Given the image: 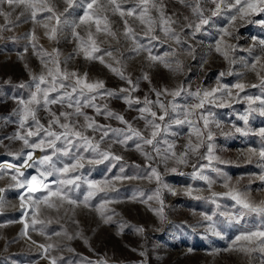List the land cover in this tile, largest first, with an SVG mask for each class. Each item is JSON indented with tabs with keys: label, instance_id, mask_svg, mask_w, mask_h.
I'll return each instance as SVG.
<instances>
[{
	"label": "rangeland",
	"instance_id": "rangeland-1",
	"mask_svg": "<svg viewBox=\"0 0 264 264\" xmlns=\"http://www.w3.org/2000/svg\"><path fill=\"white\" fill-rule=\"evenodd\" d=\"M89 2L76 0L73 7L64 12V0H49L58 15L63 13L59 25L55 20H47V12H38L34 22L30 13L25 11L24 16L17 20L22 7L12 13L11 22L0 16V189H3L0 191V264H51L52 257L56 258L57 264H264V252L260 251L264 241L258 238L253 243L236 241V237L243 233L264 231V214L248 212L229 196L220 195L214 198L215 202L211 196L212 192L226 193L228 189L224 184L230 180L229 187L245 193L250 201L258 203L264 200V181L258 179L264 174V160L258 156H252L251 162L248 160L249 149L258 152L264 148V137L259 135L264 129V115L260 114L264 107L261 103L264 101V83L261 81L264 77V44L260 43L264 41V12H254L243 20L237 18L230 26L229 15L235 11L233 9L211 16L207 24L194 32L188 25L199 23V17L192 8L199 4L204 16L209 17V9L214 5L209 0H185L184 4L179 0H163L166 16L176 21L172 24L174 32L166 36L157 24L155 31L146 35L147 25L136 19L143 7L138 0H117L123 10L135 9L132 17L113 13L107 0H98V5L106 8L104 12L97 11L98 5L88 9ZM4 10L8 11L7 5H4ZM85 11L94 17H107L106 22L101 19L100 32L96 31L94 23L74 28ZM149 15L158 19L159 13L150 8ZM125 19L128 27L134 30V37L126 34ZM43 23L48 27L45 28ZM105 24L115 35L105 31ZM53 27L57 29L55 39L50 38ZM224 28H228L231 34L224 35L221 42V30ZM33 32L35 40L31 38ZM153 35L158 39H152ZM173 36H178L179 42ZM218 42H221L222 51L227 52V57L215 50ZM93 46L99 51L93 52ZM149 50L152 56L164 57L170 67L152 61ZM107 52L112 55H106ZM86 53L93 57L103 56L104 63L87 58ZM55 59L59 61L61 72H75L80 77L87 74V82L103 81L104 88L94 93L85 90L83 96L73 93V108L67 107V97L64 104H50L48 108L57 115L72 113L79 100L81 111L95 124L103 126L96 131L85 130L87 136L94 137V142L100 141L104 129L123 130L120 135L109 131L100 145L102 150H110L123 159L109 158L100 163H88L99 159L91 149L80 143L69 146L63 139L58 141V148L69 147L71 151L67 156L62 151L53 156L56 168L75 163L79 157H83L84 167L66 175L54 173L44 179V183L55 190L57 181L80 177L74 185L65 188L78 202L76 205L50 197L49 202L54 206L49 207L36 203L47 195L46 189L30 192L28 184L24 187L17 185L30 181L33 176L38 181L42 179L39 171H47L50 166L40 165L39 161L44 155H51L53 150L29 149L13 137L18 133L25 134L19 128L21 106L18 101L28 100L35 91L37 80L33 77L44 74L46 83L41 87H51L52 77L47 76L51 69L56 76L55 83L59 85L62 77L55 72L56 65L52 62ZM253 64L256 65L255 70L252 69ZM113 68L133 83L121 79ZM145 74L147 80L143 79ZM73 82L72 77L64 81L66 85ZM236 83H243L246 87L240 91L233 87ZM133 85L137 90L131 91ZM223 86L232 92L231 96L223 92L216 94L223 100V106L221 99L212 104L205 102L203 108L192 110L188 116L193 121L191 126L187 122L169 124L170 120L184 119L185 112L198 102L196 97L187 94L189 91ZM181 87L185 91L175 98L166 93L159 97L156 95V91L168 89L171 92ZM121 89L129 91L121 92ZM66 90L71 92V87ZM63 91L50 92L49 96H58ZM108 92L115 95H107ZM93 95L95 99L91 100ZM125 97L141 102H133L130 106ZM145 97L153 102L159 100L168 108L169 114L164 121H156L161 124V132L157 137L159 143L154 141V144L160 148L161 155L156 154L152 145H143L135 137L126 145L120 144L118 141L123 139V135L129 134L127 126L107 115L111 111L123 116L148 136L150 130L146 129L147 122L143 117L152 118L138 111L145 106ZM249 97L255 102L249 104ZM174 104L177 106L175 112L172 111ZM151 108L158 116L163 114L158 104L153 103ZM201 114L209 120L208 129L203 128ZM37 116L47 127L51 119L49 111L41 106L37 109ZM245 116L247 123L242 119ZM69 119L76 123L77 128L86 123L83 116L73 115ZM29 126L35 130L31 119L26 128ZM193 128H200L204 133L210 130L213 139L209 141L206 135L202 137L203 145L195 153H189L188 163L177 164L175 157L165 152L167 145L164 141L174 143V151L180 155L187 150L189 139L197 142ZM235 128H242L244 132H236ZM41 138H45L43 133L29 140L38 142ZM136 143H141L144 152L149 153L152 159L138 151ZM209 144L214 155L226 163H210L206 159ZM22 149L24 154L17 156ZM29 152L32 153L31 160L27 158ZM163 155L170 158L165 161ZM204 165L210 166L202 167ZM173 167L177 168L176 172L170 171ZM151 168L157 169L163 184L175 190L174 195L154 178L148 179ZM213 168L219 171H213ZM196 173L209 177L213 181L211 186ZM14 176L15 180L12 179ZM116 177L124 179L117 180ZM103 180L112 181L113 186L105 192H97L85 206L84 197L90 190L86 182ZM158 188L163 205L155 198ZM186 189H192V196L185 194ZM150 196L153 198L148 199ZM160 209L162 216L158 212ZM33 217L39 222L33 224ZM49 244L53 247L46 253L39 247ZM241 245L255 250L241 251Z\"/></svg>",
	"mask_w": 264,
	"mask_h": 264
},
{
	"label": "snow or ice",
	"instance_id": "snow-or-ice-1",
	"mask_svg": "<svg viewBox=\"0 0 264 264\" xmlns=\"http://www.w3.org/2000/svg\"><path fill=\"white\" fill-rule=\"evenodd\" d=\"M180 3L184 4L185 0H179ZM209 2L214 5V8L209 9L210 16L205 17L203 14V10L200 8L199 4H197L195 7L192 8V11L196 13L199 17V23L193 25L189 24L188 27H192L194 29V32L199 31L201 26L204 24H207L209 22V19L211 16H218L225 13L230 12L231 10H235L231 15H229V21L230 26L234 24V22L237 20V18L243 20L246 16L251 15L254 12H264V0H209ZM64 3L66 4V7L64 8V12H67L70 8L73 7V5L76 3V0H64ZM138 3L142 5V9L140 13L136 16V19L139 20L141 24L147 25V30L145 34H150L155 31V27L157 24L161 26V30L164 32V34L167 36L174 32V29L172 28V24L176 23L175 20L172 19L170 16H166L164 11V3L163 0H138ZM107 4L111 5V10L113 13L118 12L121 17H132L135 13V9H129L127 11L123 10L121 8V5L117 3V0H107ZM4 5H7L8 11L4 10ZM93 5H98V0H90V2L87 4L88 9H92ZM23 8V11L19 13V16L17 17V20L21 16H24L25 11L30 13L31 19L35 22L37 13L38 12H47L49 13L47 20H55L56 24L59 25L60 23V15L63 13L57 14L55 10V6L53 4L49 3V0H0V16H2L6 21H10V17L13 12L16 11L18 8ZM155 9L158 13V19H155L149 15V10ZM98 12H104L106 11V8L104 5H98L97 7ZM101 19H103L105 22L107 21V17H100V16H93L90 15L88 11H85L84 14L80 17L79 23H76L74 25V28H79L81 25H90L92 23L95 24V28L97 32L101 31ZM187 19V17H185ZM124 24L126 26V34L131 38L135 36V32L131 27H128V20H124ZM43 26L45 28L48 27L47 23H43ZM56 27H53L51 29V35L50 38L55 39L56 36ZM105 31H108L109 35H115V33L111 32L107 24H105ZM223 35L221 36V42H223V36L224 35H230L231 33L228 31V28H224L221 30ZM77 36H79V33H75ZM92 33L89 31V39H91ZM32 40L36 39L35 33H32L31 36ZM152 39H158L157 36L153 35L151 37ZM174 39L179 42L178 36H173ZM221 42H218L215 50L217 52H220L222 55H225L227 57V52L222 51L221 48ZM261 44H264V41H260ZM93 45H95V42L93 41ZM35 47V45H33ZM142 47V46H140ZM229 48L232 46L229 45ZM93 52L99 51V48L93 46L92 48ZM106 55L111 56V52H107ZM165 55H168L167 53ZM189 55H191V52H189ZM86 57L90 59H99L101 63H104V57H93L90 53H86ZM149 58L152 61H159L160 63H163L165 67H170V65L164 60V57H158V56H152L151 52L149 50ZM56 65L55 72L58 76L62 77V79L59 82V85L55 83L56 76L53 75V72L51 69L48 70L47 76L52 77V84L51 87L42 88L41 85L46 83V76L44 74L40 75L39 77H33L34 80H37V83L35 84V91L32 92L30 98L28 100L20 99L18 101V104L21 106L20 112L18 113L20 120H19V128L24 130L25 134H17L14 139H19L23 142L24 147L29 149H41L44 150L45 148L52 149L53 152L51 155H44L42 159L39 161L40 165H49V170L47 171H39V175L42 179L39 181L37 180L36 176H33L30 181H24L19 183L17 186L24 187L25 184H28L29 191L30 192H36L39 191L40 188L47 190V195H45L41 200L37 201L36 203H44L47 204L49 207H53L54 205L49 202L50 197H56L59 201H67L69 204L76 205L78 202L74 199H72L68 192L65 191L66 186L68 185H74L77 180L80 179V177H75L73 179H61L57 181L58 187L53 190L52 188H49L47 183H44V179L47 176H51L54 173L56 174H68L71 171H75L78 168L84 167V164L81 162L83 160V157H79L76 159L75 163L72 164H65L62 168H56L55 164L53 163V156L57 152H63L65 156L69 154L71 151V148L65 147L63 149L57 147V142L61 141L63 139V142L65 145H73L74 143H80L84 146H86L87 149H91L93 153H96L99 156L98 160H89L88 163H100L103 160H108L109 158L114 160H121L123 159L121 156L114 155L110 150H102L100 145L104 141V138L109 135V131L120 135L123 134V130L121 129H111L110 127L107 129H104L102 131V135L100 137V141L94 142V137H89L85 134L86 129H93L94 131L100 130L103 128L101 125L95 124L94 121H91V118L88 117L86 114H84L81 111V106L79 100L76 101V106L74 109V112H61L59 115H57L55 112H52L50 108H48V105L50 104H64L65 103V97L68 98L67 107L73 108V103L71 102V97L73 93H79L80 96H83L85 94V90L88 93H94L98 92L99 89L104 88L103 81H93V82H87V74L84 75V77H80L77 73L72 72H61V69L59 68V61L58 59H55L52 61ZM259 63V60L257 61ZM47 67V65H45ZM109 67H111L109 65ZM256 65H252V69L255 70ZM114 72H116L117 75L121 77V79H127V82L129 84H132V80L125 77L122 72H119L117 69H112ZM221 75H224V73H221ZM257 75H260L257 73ZM69 77L74 78V82L70 85H66L64 81L68 80ZM143 79L147 80L148 76L145 74L143 76ZM262 83H264V77H261ZM255 87V85H252ZM68 87H71V92L67 91L66 89ZM234 88L239 89L240 91H243L246 87L243 83H236ZM61 89H64V91L55 97L49 96L50 92H60ZM137 90V86L133 85V88L131 91ZM129 89H121V92H128ZM153 91H156L153 89ZM185 91L183 87L178 88L176 90H173L169 92L168 89H163L162 91H156L157 97H159L162 94H168L172 96L173 98L178 97L181 95V92ZM218 92H223L226 96H231L232 92L231 89L227 88V86H223V88H214L211 90H201L197 89L195 92H188L187 94L190 96H194L197 98V103L190 106L189 110L185 112L184 119H174L170 120L169 124L175 123V124H183L187 122L190 126L193 124L192 120L188 119V116L192 114V110L194 109H201L205 106V102L212 104L215 103L217 99H221L220 97H217ZM107 95H115V93L108 92ZM91 100L95 99V95L90 97ZM127 103L131 106L133 102L140 103L139 99L133 101L130 97H125ZM249 104L254 103L255 101L252 98H248ZM144 107L138 109L139 112L142 114L147 113L150 115L152 119H148L147 116L143 117L146 119V129L150 130V134L148 136H144L142 132L136 128H134L128 121L124 119L123 116L119 114H115L111 111L107 113L108 116H114L115 119L120 120L122 123H124L127 126V130L129 134H124L123 139H120L118 142L120 144H127L128 140H132L134 137L137 138L139 141L142 142L143 145H152L154 147V150L157 155H161V150L159 147H156L154 144V141L156 144L159 143L157 140V137L160 135L161 132V124L157 123L156 121H164L165 117L168 116V108L166 105L159 100L153 102L148 100L147 97H145L144 101ZM155 103L158 104L159 108L162 110L163 114L157 115L156 111H153L151 108V105ZM262 104H264V101H261ZM43 106L45 109H47L50 113L51 119L48 122V126L46 127L44 124H42L37 116V109L39 107ZM91 106V105H90ZM221 106H223V100L221 99ZM177 106L174 104L172 106V111H176ZM254 110V109H253ZM100 109L97 107V112H99ZM260 114L264 115V107L260 109ZM83 116L84 121L86 122L84 125H81L79 128H77V125L75 122L70 121L71 116ZM63 118V122H62ZM29 119L33 122L35 125V130L31 126L26 128V124L28 123ZM200 119L203 120V128L208 129L209 128V120L207 117L203 116V114L200 115ZM245 123H247V116L243 117ZM55 126H58V129L55 128ZM217 127L219 125L217 124ZM166 131V129H165ZM193 131L195 132V135L197 137V142L193 143L191 139H189V143L187 145V150L182 152L180 155H177V153L174 151L175 144L169 143L167 140L164 141V143L167 145V148L165 149V152L170 154L171 157H175L177 164H187L188 160L187 157L190 152L195 153L198 148L203 145L204 140L202 137L206 135L207 140L211 141L213 139V133L209 130L206 133L202 132L200 128H193ZM236 132H244V129L242 128H235ZM43 133L44 137L39 139L38 142H30L29 138L33 136H40V134ZM246 134V133H245ZM259 135L264 137V129H261L259 132ZM136 149L138 151H141L143 155L148 157L149 159H152V156L144 152L141 143H136L135 145ZM23 149L20 153L16 154L17 156L23 155ZM252 156H258L260 159L264 160V148H261L258 152L256 149H249L248 150V160L251 162ZM27 158L29 160L32 159V153L29 152L27 154ZM169 155H163V159L167 161L169 159ZM206 159L211 163L212 161H218L219 163H226V161H223L220 159V157L214 155L213 153V147L211 144L208 145V154L206 156ZM31 166V165H28ZM210 165H204L202 167H208ZM123 171V169H121ZM171 172H176L177 168L173 167L170 169ZM213 171H219L218 169L213 168ZM23 175V173H21ZM196 175H199V178L202 180L208 181L209 185L213 183L209 179V177L202 175L200 173H196ZM155 179L158 183L161 184L163 188H167L169 192H171L173 195L175 194V190L168 187V185L163 184L161 180L160 173L157 171L156 168H151L150 175L148 176V179ZM13 180L16 179V177H12ZM117 180L124 179V177H116ZM259 180L264 181V174H261L258 177ZM89 191L87 195L84 197V205L87 206V202L89 198L94 196L97 192H105L107 189L113 186V182L109 180H103V181H87L86 182ZM230 180H226L224 187L228 189L226 193L220 194L216 192H212L211 196L213 198V202H215L216 197L220 195H226L231 197L238 205H240L243 209L247 210L248 212L252 213H262L264 214V200H260L258 203L252 202L248 199L247 195L245 193L240 192L235 187H229ZM0 191H3V189H0ZM160 189L158 188L156 190L155 198L159 200L160 204L163 205V201L160 200L159 197ZM185 194L192 196V189H186ZM153 197H148V199H152ZM195 198L200 199L201 197L196 196ZM23 199V198H22ZM145 203L147 201H144ZM105 203H108V201H105ZM23 206V205H22ZM159 214L162 216V209L158 210ZM103 215V212H101ZM206 219H211V217H205ZM33 217L32 223H38ZM27 227V226H26ZM139 231H143V229H139ZM260 239L264 241V231L257 230L252 232L243 233L240 236L236 237V241H247L248 243H253L254 239ZM41 249L47 252V249L52 248L53 246L51 244L45 246L40 245ZM231 250V249H229ZM241 251H254L255 249L247 248L243 245L240 246ZM260 251L264 252V245L260 247ZM51 264H57L56 258H51Z\"/></svg>",
	"mask_w": 264,
	"mask_h": 264
}]
</instances>
